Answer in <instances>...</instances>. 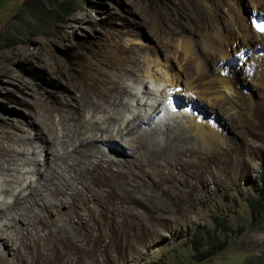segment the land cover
<instances>
[{
	"label": "bare ground",
	"instance_id": "obj_1",
	"mask_svg": "<svg viewBox=\"0 0 264 264\" xmlns=\"http://www.w3.org/2000/svg\"><path fill=\"white\" fill-rule=\"evenodd\" d=\"M202 2L212 22L192 5L198 33L177 9L171 19V8H152L155 39L173 51L137 44V49L92 52L80 89L68 86L66 94L49 99L48 107L40 100L27 103V113L11 112L4 121L0 264H25L27 259L34 264L45 256L40 246H48L50 237L113 217L119 212L114 202L120 195L117 179L125 183L127 171L141 183L148 175L162 182V171L170 173L176 165L209 166L212 147H221L228 123L238 126L240 110L249 108L260 116L264 34L251 23L254 14L264 13V0H247L245 7L238 0ZM241 49L250 59L240 62L236 53ZM245 79L258 85L260 101ZM181 92L194 109L182 105L169 110L165 97ZM158 98L151 108L148 103ZM131 164L138 172L133 173ZM111 166L118 168L111 171ZM46 259L50 262L52 254Z\"/></svg>",
	"mask_w": 264,
	"mask_h": 264
},
{
	"label": "rangeland",
	"instance_id": "obj_2",
	"mask_svg": "<svg viewBox=\"0 0 264 264\" xmlns=\"http://www.w3.org/2000/svg\"><path fill=\"white\" fill-rule=\"evenodd\" d=\"M202 1L0 0V129L11 112L27 113V103L40 100L48 107L49 99L66 94L68 86L80 89L92 52L139 45L173 51L155 39L152 8H171V19L177 9L198 33L192 5L212 22ZM238 1L244 6L247 0ZM245 81L260 101L258 85ZM260 113L240 110L235 128L224 119L225 140L212 147L209 166L176 165L170 173L162 171V182L148 175L141 183L127 171L126 182L117 179L116 184L119 212L50 237L48 246H40L45 256L34 264H264V208L252 207L264 179V104ZM22 129L33 134L28 126ZM193 234L204 237L196 243L203 244L202 255L194 252ZM205 255L209 258L199 261Z\"/></svg>",
	"mask_w": 264,
	"mask_h": 264
},
{
	"label": "clouds",
	"instance_id": "obj_3",
	"mask_svg": "<svg viewBox=\"0 0 264 264\" xmlns=\"http://www.w3.org/2000/svg\"><path fill=\"white\" fill-rule=\"evenodd\" d=\"M254 20L251 23L252 28L254 29L255 32H258L259 34H264V32L258 31L255 27H253L254 24H264V13L262 14H254ZM250 53H248L246 51V49H241L239 52L236 53V57H241L242 59L240 60V62L246 61V59L249 57ZM186 98L184 97V94L178 93V94H172V95H167L165 97V101L166 103L170 106L171 109L169 110H175V106H179L181 107L182 105H185L184 107H190L191 109H194V105L191 106L190 103H188L187 101H183V99ZM160 98L156 99V100H151L153 102H149L148 105L153 108L158 102H159ZM137 110H132L130 112V116H132L133 114L136 113ZM177 114V113H176Z\"/></svg>",
	"mask_w": 264,
	"mask_h": 264
},
{
	"label": "trees",
	"instance_id": "obj_4",
	"mask_svg": "<svg viewBox=\"0 0 264 264\" xmlns=\"http://www.w3.org/2000/svg\"><path fill=\"white\" fill-rule=\"evenodd\" d=\"M256 192V195L258 197L257 201H256V204H253L252 207H255V206H260V207H263L264 208V179L260 182V185L259 187L255 190ZM204 237L200 234H193V237H192V246H193V249H194V252L196 254H204L205 251L203 252L202 248H203V244H199V245H196V243H198L199 241H203ZM209 258V255H205L203 256L201 259H199V261H203L205 259Z\"/></svg>",
	"mask_w": 264,
	"mask_h": 264
},
{
	"label": "snow or ice",
	"instance_id": "obj_5",
	"mask_svg": "<svg viewBox=\"0 0 264 264\" xmlns=\"http://www.w3.org/2000/svg\"><path fill=\"white\" fill-rule=\"evenodd\" d=\"M253 27H255L258 31L264 32V24H254Z\"/></svg>",
	"mask_w": 264,
	"mask_h": 264
}]
</instances>
